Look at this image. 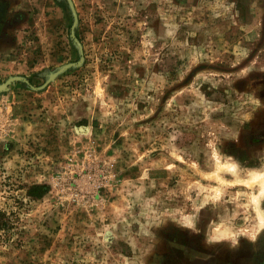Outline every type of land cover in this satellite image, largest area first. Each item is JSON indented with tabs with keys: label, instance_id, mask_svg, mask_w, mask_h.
I'll return each instance as SVG.
<instances>
[{
	"label": "rangeland",
	"instance_id": "1",
	"mask_svg": "<svg viewBox=\"0 0 264 264\" xmlns=\"http://www.w3.org/2000/svg\"><path fill=\"white\" fill-rule=\"evenodd\" d=\"M262 181L264 0H0V264H264Z\"/></svg>",
	"mask_w": 264,
	"mask_h": 264
},
{
	"label": "trees",
	"instance_id": "2",
	"mask_svg": "<svg viewBox=\"0 0 264 264\" xmlns=\"http://www.w3.org/2000/svg\"><path fill=\"white\" fill-rule=\"evenodd\" d=\"M40 188H41V187L35 186V187L32 189V191L30 192V195H31V196H34V197H38V195H35V194H34V190H38V189H40ZM6 226H7V225H5V223H3L2 219H0V230H2V231H6Z\"/></svg>",
	"mask_w": 264,
	"mask_h": 264
},
{
	"label": "bare ground",
	"instance_id": "3",
	"mask_svg": "<svg viewBox=\"0 0 264 264\" xmlns=\"http://www.w3.org/2000/svg\"><path fill=\"white\" fill-rule=\"evenodd\" d=\"M257 176H260V175H257ZM259 197H264V181H262V190L260 192Z\"/></svg>",
	"mask_w": 264,
	"mask_h": 264
}]
</instances>
